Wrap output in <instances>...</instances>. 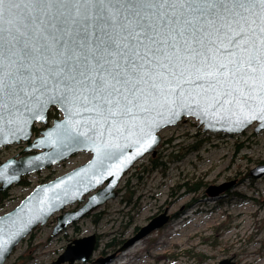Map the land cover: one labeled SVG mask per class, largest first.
Instances as JSON below:
<instances>
[{
  "label": "water",
  "instance_id": "water-1",
  "mask_svg": "<svg viewBox=\"0 0 264 264\" xmlns=\"http://www.w3.org/2000/svg\"><path fill=\"white\" fill-rule=\"evenodd\" d=\"M10 2L19 7L0 13V77H5L9 61L17 65L24 63L18 54L26 45L30 48L49 47L55 53L57 49L53 42L60 40L62 34L80 44L84 43L82 28L86 27L89 35L93 34V29L99 32L103 28L95 9L91 10V15L82 12L80 17H76L77 27L70 21L67 24L53 23L52 18L57 13L34 11L29 6L34 0ZM120 15L127 14L121 10ZM63 17L68 20L69 13L64 12ZM117 22L123 24L122 20ZM49 24L53 26L49 27ZM104 30L112 31L111 28ZM128 30L133 31V28L129 27ZM86 43L91 45V41ZM189 51L199 53L200 49L193 46ZM21 73L16 85L0 91V148L24 144L19 152L0 163V200L2 192L18 184L26 175L59 164L79 152H87L90 156L78 166L36 184L13 208L0 214V264L5 263L21 240L35 228L43 226L54 214H57L56 223L51 236L114 199L118 185L127 171L144 155L156 152L161 141L159 132L163 128L174 126L184 118H193L197 126L208 133L236 135L252 125L255 133L264 131V107L259 102L226 100L211 103L205 101V93H200L199 88L194 87L198 85L206 88L208 84L215 87L213 81L206 84L204 80L191 78L182 85L183 94L177 92L174 105L165 103L156 106L148 118L142 117L140 113H132L133 116L141 117L143 122H129L123 130L113 128L110 132L109 125L103 129L98 126V117L87 110L88 105L80 103L74 106L66 102L70 97L63 90V82L48 75V68L39 58L31 66L21 69ZM45 78L47 83H44ZM52 108L59 112V116L49 124L48 112ZM38 125L42 128L35 134L33 127ZM101 131L103 135L98 137L96 133ZM104 141L118 143L120 147L105 149L102 147ZM262 175L264 164L249 171V176L254 178ZM96 177H99L98 181L94 179ZM233 184L225 182L210 185L205 193L218 198ZM68 206L74 207L65 209ZM166 211L151 217L114 252L93 262L108 264L117 253L163 227L170 219ZM96 245L97 235L94 233L72 239L50 264L86 262ZM215 264L233 263L229 259H222Z\"/></svg>",
  "mask_w": 264,
  "mask_h": 264
},
{
  "label": "snow or ice",
  "instance_id": "snow-or-ice-1",
  "mask_svg": "<svg viewBox=\"0 0 264 264\" xmlns=\"http://www.w3.org/2000/svg\"><path fill=\"white\" fill-rule=\"evenodd\" d=\"M29 6L56 12L53 23L70 21L77 27L76 17L95 9L103 28L93 29L92 35L82 28L80 44L62 34L53 42L55 53L49 47L26 45L18 54L24 63L9 61L0 91L16 85L21 69L39 58L48 75L63 82L70 97L66 102L88 105L98 126L109 125L110 132L143 122L132 113L148 118L154 107L174 105L177 92L182 95V85L191 78L214 82L215 87L194 85L205 93V101L259 102L264 107V0H34ZM18 7L0 0V13ZM121 10L127 15L121 16ZM108 28L112 31L104 30ZM193 46L200 52L189 51ZM102 147L120 145L104 141Z\"/></svg>",
  "mask_w": 264,
  "mask_h": 264
},
{
  "label": "rangeland",
  "instance_id": "rangeland-1",
  "mask_svg": "<svg viewBox=\"0 0 264 264\" xmlns=\"http://www.w3.org/2000/svg\"><path fill=\"white\" fill-rule=\"evenodd\" d=\"M159 134L156 152L144 155L127 171L114 199L51 236L54 214L21 240L4 264H50L69 241L92 233L98 235L96 250L87 262L74 264H95L97 258L115 251L107 246L112 239L126 240L164 210L171 216L169 222L117 253L108 264H215L222 259L264 264V175L249 176L251 169L264 164V131L255 133L252 125L236 135L208 133L196 120L186 118ZM196 143L200 147L191 149ZM21 148H0V160ZM89 156L77 153L29 174L28 186L12 185L0 214L46 175L62 174ZM225 182L234 184L220 197L205 193L208 186Z\"/></svg>",
  "mask_w": 264,
  "mask_h": 264
},
{
  "label": "trees",
  "instance_id": "trees-1",
  "mask_svg": "<svg viewBox=\"0 0 264 264\" xmlns=\"http://www.w3.org/2000/svg\"><path fill=\"white\" fill-rule=\"evenodd\" d=\"M57 115H58L57 110L55 108H53V109H51L49 111L48 118L51 119V118L56 117ZM33 132L37 133L38 132V128L33 127ZM200 144L201 143H196V144L192 145L191 149H197L198 147H200ZM52 176H53L52 174H48L45 177H43L42 180H40V182L48 180V179L52 178ZM18 185L28 186L29 185V181L27 180V176L21 178V180H20ZM7 196H8V192L7 191L2 192L0 204H2V202L7 198ZM122 242H123V240L118 239V238H114V239H112V241L110 243H108L107 246H108V248L110 250H115ZM97 246H98V244H97ZM24 261H22L21 263H23Z\"/></svg>",
  "mask_w": 264,
  "mask_h": 264
},
{
  "label": "flooded vegetation",
  "instance_id": "flooded-vegetation-1",
  "mask_svg": "<svg viewBox=\"0 0 264 264\" xmlns=\"http://www.w3.org/2000/svg\"><path fill=\"white\" fill-rule=\"evenodd\" d=\"M137 230V229H136Z\"/></svg>",
  "mask_w": 264,
  "mask_h": 264
}]
</instances>
